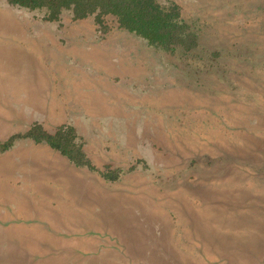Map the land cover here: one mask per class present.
Wrapping results in <instances>:
<instances>
[{"label":"rangeland","instance_id":"1","mask_svg":"<svg viewBox=\"0 0 264 264\" xmlns=\"http://www.w3.org/2000/svg\"><path fill=\"white\" fill-rule=\"evenodd\" d=\"M171 1L190 53L0 0V142L69 124L94 167L27 137L0 152V264H264V0ZM36 57L69 75L36 80ZM93 81L116 97L81 96Z\"/></svg>","mask_w":264,"mask_h":264},{"label":"trees","instance_id":"2","mask_svg":"<svg viewBox=\"0 0 264 264\" xmlns=\"http://www.w3.org/2000/svg\"><path fill=\"white\" fill-rule=\"evenodd\" d=\"M9 4L30 10L44 9L46 19L56 20L63 10H70L73 19L89 15L101 24V16L113 15L118 26L145 40L148 46L168 53H190L199 45V29L183 17L180 6L171 0H6ZM27 137L35 142H44L67 156L78 166L91 169L82 149L83 142L74 126L59 125L54 132L46 131L35 123L25 133L14 134L0 142V152L8 149L17 138ZM101 174L109 180L117 178V171Z\"/></svg>","mask_w":264,"mask_h":264},{"label":"crops","instance_id":"3","mask_svg":"<svg viewBox=\"0 0 264 264\" xmlns=\"http://www.w3.org/2000/svg\"><path fill=\"white\" fill-rule=\"evenodd\" d=\"M42 37V36H41ZM44 37V36H43ZM36 44H37V47H38V45H43L44 44V42L43 41H38V42H36ZM38 52V51H37ZM40 52V51H39ZM41 53V52H40ZM31 56V55H30ZM45 62V61H44ZM43 61H42V59H40V57H36V60H35V62H30V67H31V70H32V72H33V74H34V76H33V78H35L36 80H40V79H42V76L45 74V79H48V80H50V73L48 72V70H51V68H53L54 70H58V69H61V71L62 72H59V73H55L56 74V76H60V78H62V77H64V76H68L69 74L66 72L67 70H65V69H67V68H64L62 65H57V66H55V65H52V67H49L50 65H47L46 63H44ZM76 65V64H75ZM55 66V67H54ZM25 67H27V66H25ZM25 69V68H24ZM27 70H25V71H23L22 73H21V75H23L24 74V76L22 77L23 79H26L27 78V72H26ZM45 72V73H44ZM65 72V73H64ZM93 75L94 76H96V75H98L97 73H93ZM51 76L54 78V76L52 75V73H51ZM31 82H34V80L32 81L31 80ZM110 84V83H109ZM111 85V84H110ZM85 86V85H84ZM96 83H94V81L93 82H90V84H88V87L89 88H91L92 89V87L94 88L93 90H91V91H89V93L88 94H86V93H82V92H80L79 91V93H80V95L81 96H83V97H116L115 95H113V96H111V95H107V94H103L102 92H101V89L99 88L98 90L96 89ZM103 91V90H102ZM84 94V95H83ZM99 94V95H98ZM80 97V96H79ZM57 105L59 106V103H57ZM51 124H53V125H55V122H52L51 121ZM63 124V123H62ZM60 125V124H59ZM58 125V126H59ZM49 132V131H48ZM53 159H55V158H53ZM55 166H57L56 164H54V165H52V166H50L49 167V169H48V171H49V175H51V176H48V178H56L57 176H61L59 173H57V172H59L58 170H55ZM58 178H60V177H58ZM57 180V179H56Z\"/></svg>","mask_w":264,"mask_h":264}]
</instances>
